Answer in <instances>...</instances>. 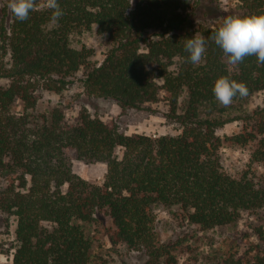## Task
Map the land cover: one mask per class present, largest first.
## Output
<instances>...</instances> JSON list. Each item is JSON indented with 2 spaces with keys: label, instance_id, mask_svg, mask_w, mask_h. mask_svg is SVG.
Segmentation results:
<instances>
[{
  "label": "trees",
  "instance_id": "trees-1",
  "mask_svg": "<svg viewBox=\"0 0 264 264\" xmlns=\"http://www.w3.org/2000/svg\"><path fill=\"white\" fill-rule=\"evenodd\" d=\"M240 17L264 13V0H238ZM63 16L50 24L45 0L25 21L2 8L0 18V209L17 221V244L11 262L0 264H107L96 259L87 226H103L113 245L149 253L151 264L171 257L173 247L157 231L155 209L179 208L201 231L235 223L242 211L264 208V184L250 172L239 178L220 162L216 130L231 119L200 117L202 107L220 104L213 94L216 79L228 76L247 87L245 100L264 90V64L255 55L231 64L211 39L220 26L203 27L206 51L191 63L184 45L193 29V0H59ZM10 16V20L8 17ZM94 26L111 41L100 64L92 50L75 48L73 34ZM154 31L153 34H150ZM84 70V91L112 99L123 113L165 101L182 125L178 135H127L113 122L88 110L80 122L66 124L54 108L36 114L35 93L61 94ZM188 108L177 113L184 93ZM17 101L22 112L11 110ZM238 144L257 141L252 161L264 164V119L255 133L232 137ZM68 151L88 163L104 162L102 184L73 171ZM253 176H252V175ZM108 222V225L106 224ZM262 249L243 259L227 256L222 264H264Z\"/></svg>",
  "mask_w": 264,
  "mask_h": 264
},
{
  "label": "rangeland",
  "instance_id": "rangeland-1",
  "mask_svg": "<svg viewBox=\"0 0 264 264\" xmlns=\"http://www.w3.org/2000/svg\"><path fill=\"white\" fill-rule=\"evenodd\" d=\"M5 7L10 11L8 0H0V18L2 8ZM243 13L244 10L238 0H193L190 18L193 29L201 34L203 27L218 26L226 16H240ZM153 33L154 31L150 32ZM71 43L78 49L84 46L91 49L93 53L91 60L95 64H100L111 48L109 37L100 34L96 26L81 34H73ZM84 74L85 71L80 70L75 75L73 83L61 94L45 89L37 91L36 114L48 115L54 108H59L65 114L64 122L76 125L80 122V113L86 109L105 122H113L127 135L138 133L158 137L178 135L182 132L183 125L172 117L171 109L165 101L147 104L143 110L123 113L121 107L112 99L88 96L82 82ZM7 85V81L0 83L1 87ZM187 108L188 96L185 92L179 100L177 113L182 115ZM11 110L22 112L21 102L17 101L12 105ZM200 117L231 119L216 130L220 138L219 158L223 170L237 178L245 171L251 170L257 180L264 184V164L252 161L257 141L238 144L232 140L233 136L242 132L255 133L263 123L264 90L245 100L232 99L228 105L220 103L214 107H202ZM67 155L76 174L93 184L104 182L106 163L84 162L77 159L72 151H68ZM6 185V178L0 177V193ZM155 214V226L163 243L173 247L172 256L164 258L158 264H222L231 254L247 259L256 255L258 249H262L258 231L264 229V208L258 211H242L235 223L209 231H201L197 225L191 224L176 207L172 209L158 207ZM106 224L108 225V222ZM16 225L14 216L0 209V263H9L12 260L17 244ZM87 234L93 237L94 255L98 260H103L107 264H151L147 251L133 250L126 245H113L101 225H88Z\"/></svg>",
  "mask_w": 264,
  "mask_h": 264
},
{
  "label": "clouds",
  "instance_id": "clouds-1",
  "mask_svg": "<svg viewBox=\"0 0 264 264\" xmlns=\"http://www.w3.org/2000/svg\"><path fill=\"white\" fill-rule=\"evenodd\" d=\"M45 7L51 10L49 23L57 24L64 14L59 0H45ZM8 8L18 21H25L37 4L36 0H8ZM211 39L223 50L231 64L241 62L248 55H255L257 62L264 64V13L226 16ZM184 48L189 54L187 59L199 64L206 51V39L195 32L186 39ZM213 94L221 104L228 105L237 94L246 95L247 87L228 76H221L214 83Z\"/></svg>",
  "mask_w": 264,
  "mask_h": 264
}]
</instances>
